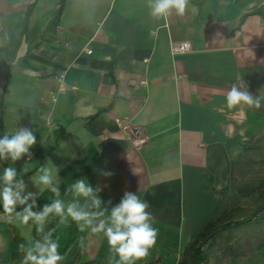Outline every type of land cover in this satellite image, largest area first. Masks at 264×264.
Wrapping results in <instances>:
<instances>
[{
    "label": "crops",
    "instance_id": "obj_1",
    "mask_svg": "<svg viewBox=\"0 0 264 264\" xmlns=\"http://www.w3.org/2000/svg\"><path fill=\"white\" fill-rule=\"evenodd\" d=\"M58 2L0 0V136L31 127L32 170L48 160L62 166V190L84 176L114 204L138 192L159 230L139 264H177L209 219L228 211L227 195L248 200L264 188V149L243 148L264 131V107L225 102L237 78L253 95L264 91V16L240 21L264 0H190L166 25L146 0H65L54 24ZM179 43L190 52L173 55ZM60 80L67 90L58 94ZM117 118L141 127L146 143L131 148ZM28 190H36L30 182ZM50 199L44 192L39 203ZM11 225L25 243L36 237L31 224ZM49 227L61 264L75 242L78 264H107L101 235L79 233L70 221ZM13 235L0 220V264H20Z\"/></svg>",
    "mask_w": 264,
    "mask_h": 264
},
{
    "label": "clouds",
    "instance_id": "obj_2",
    "mask_svg": "<svg viewBox=\"0 0 264 264\" xmlns=\"http://www.w3.org/2000/svg\"><path fill=\"white\" fill-rule=\"evenodd\" d=\"M189 5L190 0H146L149 15L165 25L173 16L183 17ZM225 102L228 109L259 110L264 107V91L253 95L237 78L228 88ZM37 142L28 126L5 128L0 136V220L18 227L31 224L36 232L35 238L19 245L20 264H61L64 257L59 252V237L56 228L49 227L53 221L59 225L70 221L79 233L101 235L108 246L107 264H139L148 257L159 232L149 203L130 191H124L118 203L104 200L102 189L84 176L72 179L62 190V166L50 165L48 160L32 170L31 149ZM20 161L18 170L15 165ZM101 174L112 175L103 170ZM29 182L35 191L28 190ZM44 192L50 193L51 199L41 204Z\"/></svg>",
    "mask_w": 264,
    "mask_h": 264
},
{
    "label": "trees",
    "instance_id": "obj_3",
    "mask_svg": "<svg viewBox=\"0 0 264 264\" xmlns=\"http://www.w3.org/2000/svg\"><path fill=\"white\" fill-rule=\"evenodd\" d=\"M65 0H59L53 11L52 22L58 20ZM264 16V6L255 8L242 16ZM244 150L264 149V131L243 144ZM229 205L227 212L209 219L206 225L195 234L192 241L183 249L177 264H238L258 254H264V188L241 200L235 193L224 198ZM7 227L13 232V240L18 245L25 243L11 224ZM21 255V253H20ZM150 260L146 264H157ZM66 264H78L69 261ZM93 264V262L80 263Z\"/></svg>",
    "mask_w": 264,
    "mask_h": 264
},
{
    "label": "built area",
    "instance_id": "obj_4",
    "mask_svg": "<svg viewBox=\"0 0 264 264\" xmlns=\"http://www.w3.org/2000/svg\"><path fill=\"white\" fill-rule=\"evenodd\" d=\"M170 52L173 55H182L190 52V46L188 43H179V44H172L170 47ZM86 54H90V51L87 50ZM62 79V78H61ZM67 90L66 86L60 80V86L58 88V94L64 93ZM73 91L75 90L72 89ZM52 101L56 102V96H52ZM114 123L119 127L121 133L126 138L128 144L131 148L139 149L142 147L146 141L147 137L142 134V128L136 125H131L128 121L124 119H115Z\"/></svg>",
    "mask_w": 264,
    "mask_h": 264
},
{
    "label": "water",
    "instance_id": "obj_5",
    "mask_svg": "<svg viewBox=\"0 0 264 264\" xmlns=\"http://www.w3.org/2000/svg\"><path fill=\"white\" fill-rule=\"evenodd\" d=\"M114 143L118 144L119 141H113ZM105 144H109V143H105ZM77 248H78V243L75 242L73 243V245L71 246V248L67 251V254H66V259L68 261H75L76 260V257H77Z\"/></svg>",
    "mask_w": 264,
    "mask_h": 264
},
{
    "label": "rangeland",
    "instance_id": "obj_6",
    "mask_svg": "<svg viewBox=\"0 0 264 264\" xmlns=\"http://www.w3.org/2000/svg\"><path fill=\"white\" fill-rule=\"evenodd\" d=\"M238 264H264V254H258L245 261H239Z\"/></svg>",
    "mask_w": 264,
    "mask_h": 264
}]
</instances>
